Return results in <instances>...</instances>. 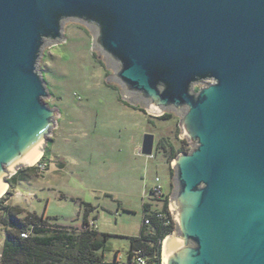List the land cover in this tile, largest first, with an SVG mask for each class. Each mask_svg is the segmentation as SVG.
Returning <instances> with one entry per match:
<instances>
[{
    "label": "water",
    "instance_id": "1",
    "mask_svg": "<svg viewBox=\"0 0 264 264\" xmlns=\"http://www.w3.org/2000/svg\"><path fill=\"white\" fill-rule=\"evenodd\" d=\"M70 21L122 98L173 112L191 144L172 160L162 264H264V0H0V198L56 126L39 61Z\"/></svg>",
    "mask_w": 264,
    "mask_h": 264
},
{
    "label": "rangeland",
    "instance_id": "2",
    "mask_svg": "<svg viewBox=\"0 0 264 264\" xmlns=\"http://www.w3.org/2000/svg\"><path fill=\"white\" fill-rule=\"evenodd\" d=\"M64 35L62 42L44 48L39 61L50 91L45 101L59 110L44 149L49 165L21 167L28 179L14 186L9 182L6 198L28 211L56 217L59 223L76 225L85 203H90L88 217L99 232L109 233L104 259L128 264L129 237L141 232L143 204L163 207L151 193L156 176L167 192L171 213V144L185 151L191 144L180 136L179 116L143 112L122 98L117 83L107 80L112 70L92 48V35L84 25L65 22ZM146 134L154 135L152 156L140 151ZM4 240L0 224V254Z\"/></svg>",
    "mask_w": 264,
    "mask_h": 264
},
{
    "label": "trees",
    "instance_id": "3",
    "mask_svg": "<svg viewBox=\"0 0 264 264\" xmlns=\"http://www.w3.org/2000/svg\"><path fill=\"white\" fill-rule=\"evenodd\" d=\"M143 112L145 110L139 107ZM170 113L161 116L165 118ZM184 147L176 148L171 144V154L175 157ZM43 156L41 157L42 160ZM22 169L13 174L8 181L11 186L27 180ZM0 198V224L5 231V240L0 254V264H116L117 260H104L103 247L109 233H101L88 223L89 211L93 208L85 203L81 223L62 224L56 217H46L13 204L6 198ZM167 198L163 204L164 211L170 216ZM150 204H143L144 213ZM151 228L144 224L138 236L129 237L128 258L140 249L146 255L154 254L161 260L162 241L174 229V220L170 225H163L156 218L151 219ZM27 233L22 236L21 233Z\"/></svg>",
    "mask_w": 264,
    "mask_h": 264
},
{
    "label": "built area",
    "instance_id": "4",
    "mask_svg": "<svg viewBox=\"0 0 264 264\" xmlns=\"http://www.w3.org/2000/svg\"><path fill=\"white\" fill-rule=\"evenodd\" d=\"M153 155V154H152ZM151 155V156H152ZM37 163V166L41 169L46 167V164L41 162L40 159H38L35 164ZM156 183L151 187V193L154 196L155 200L162 201L163 204L165 202V198L167 196V192L164 191L162 184L159 182V177H155ZM156 218L165 226L170 225L172 223V215L170 216L164 211L163 207L161 209H152L151 207L148 208V210L144 213V224L148 225V227L151 226V219ZM174 220V219H173ZM89 226L92 228H97L95 221L93 218H88ZM22 236H27V233L23 232L21 233ZM128 264H162V257L159 261L157 256H155L152 253V257L149 258L148 255L143 253L140 249L135 250L131 257L129 258Z\"/></svg>",
    "mask_w": 264,
    "mask_h": 264
},
{
    "label": "crops",
    "instance_id": "5",
    "mask_svg": "<svg viewBox=\"0 0 264 264\" xmlns=\"http://www.w3.org/2000/svg\"><path fill=\"white\" fill-rule=\"evenodd\" d=\"M42 156H43V158H42V160H41V157H42ZM49 157H50V156H49V154L47 153V151L44 150V151L41 153L39 159H40L41 162L45 163L46 166H48V165H49V159H50ZM104 260L107 261V262H110L109 260H106V259H104Z\"/></svg>",
    "mask_w": 264,
    "mask_h": 264
},
{
    "label": "bare ground",
    "instance_id": "6",
    "mask_svg": "<svg viewBox=\"0 0 264 264\" xmlns=\"http://www.w3.org/2000/svg\"><path fill=\"white\" fill-rule=\"evenodd\" d=\"M40 155H41V151H40L39 155L37 156V158H36L35 160H33L32 162L27 163V165H32V164H34V163L39 159ZM4 190H5V189H4ZM4 190H3V191H4ZM3 191L0 193V195H2Z\"/></svg>",
    "mask_w": 264,
    "mask_h": 264
},
{
    "label": "flooded vegetation",
    "instance_id": "7",
    "mask_svg": "<svg viewBox=\"0 0 264 264\" xmlns=\"http://www.w3.org/2000/svg\"><path fill=\"white\" fill-rule=\"evenodd\" d=\"M105 63V62H104ZM105 66H106V64H105ZM107 67V66H106ZM118 85V87H119V93L121 92V90H122V87L119 85V84H117ZM137 107H139V106H137Z\"/></svg>",
    "mask_w": 264,
    "mask_h": 264
}]
</instances>
